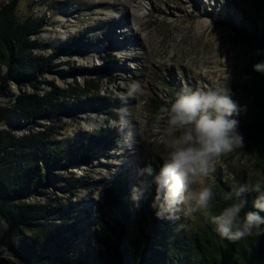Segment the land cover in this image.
<instances>
[{"label":"rangeland","instance_id":"obj_1","mask_svg":"<svg viewBox=\"0 0 264 264\" xmlns=\"http://www.w3.org/2000/svg\"><path fill=\"white\" fill-rule=\"evenodd\" d=\"M11 1L0 0V8ZM15 1L19 20H42L32 39L47 47L35 48L32 53L43 58L55 56L53 67L41 73L33 84L11 82L0 95V106H8L21 94L41 96L50 88L44 81L63 88L82 87L92 78V71L104 64L102 56L109 53L115 60L105 70L97 94L80 93V100L88 102L87 98L93 97L98 104L96 109L84 107L74 117L56 114L49 120H23L18 116L3 119H7L3 126L12 127L17 137L43 132L41 139L50 147L68 146L76 142V134L94 129L109 128L115 134L109 150L88 138L81 163L65 165L62 153L58 167H47L40 159L39 163L46 166L41 171L45 176L43 184L25 200L46 205L49 210L57 208L49 220L71 229L66 233L72 238L67 255L71 259L75 250L84 246L87 235L98 228V202L104 191L121 177L129 193L141 180L137 169H141L142 162L157 168L160 165L153 154L157 150L154 141L160 133L155 126L158 111L150 110V103H154L151 97L166 102L185 89L219 88L230 94L241 109L256 108L252 99L259 80L246 47L232 26L247 25L263 31L264 0H139L143 5L139 11L142 18L135 25L126 20V27L119 17L125 12L127 0ZM72 35L76 38L70 46L66 41ZM135 37L137 42L132 40ZM209 44L212 51L207 50ZM96 45L95 55L87 56ZM70 69L78 70L71 76L66 73ZM133 82L141 84L139 93L130 94ZM74 95L65 99L75 102ZM51 99L52 103L63 102L61 97ZM110 110L113 115L107 114ZM240 133L243 147L223 156L216 172L205 181L215 193L213 214H218L215 203L221 201L222 191L264 184V133ZM246 194L248 198L256 195ZM158 219L170 224L174 233L185 229L196 232L205 223L213 226L202 213L185 216L178 212L175 218ZM28 229L21 226L19 231L26 234Z\"/></svg>","mask_w":264,"mask_h":264},{"label":"trees","instance_id":"obj_2","mask_svg":"<svg viewBox=\"0 0 264 264\" xmlns=\"http://www.w3.org/2000/svg\"><path fill=\"white\" fill-rule=\"evenodd\" d=\"M16 7V1L12 0L0 8V95L9 88L11 82L33 84L41 73L53 67L52 59L55 56L43 58L32 53L35 48L47 47V44L32 39V35L38 33L42 20L34 17L19 20ZM232 28L237 39L246 47L250 65L259 80V88L252 99L256 108L241 109L233 118L238 121L239 132L264 133V30L249 29L247 25H233ZM75 38L74 35L68 37L67 45L72 46ZM102 57L104 64L92 71V78L86 80L82 87L63 88L44 81L50 88L41 96L34 93L21 94L12 103L9 102L8 106H0V121L11 116L23 120H49L56 114L74 117L84 107L96 109L98 104L93 97L87 98V102L80 100L79 96L86 91L90 94L99 91L98 85L105 78V70L115 62L109 53ZM77 70L70 69L66 73L74 76ZM71 94H75L76 100L69 103L65 98ZM54 96L63 98V102L52 103L51 98ZM156 98H150L154 102L150 103V110L153 108L154 112L165 104V101ZM112 113L111 110L107 111V114ZM12 129H0V212L4 218L3 239L6 247L28 264H264V226L260 230L254 229L251 236L237 242L221 238L214 226L210 227L208 223L200 226L196 232L185 229L174 233L170 224L156 216L155 186L152 185L145 192L140 206L136 207L130 198L132 191H126L121 177L100 196L98 228L87 235L84 246L76 249L70 259L67 255L72 238L66 233L71 229L49 220L50 213L57 208L49 210L46 205L27 203L25 200L42 186V179L45 178L42 168L58 167L59 154L62 153L66 159L65 165L81 163L88 138L109 150L115 134L109 128L94 129L76 134L74 145L50 147L42 141L41 131L17 137ZM42 158L46 166L39 163ZM149 166L153 174L159 168L142 162L141 169ZM143 179L151 182L152 177H141L140 182ZM229 191L221 192V201L215 203L217 213L234 202L223 199L224 193ZM254 197L248 198L245 194L247 203L242 213L252 210ZM21 226L30 230L23 234L19 231ZM0 264L18 263L0 255Z\"/></svg>","mask_w":264,"mask_h":264},{"label":"clouds","instance_id":"obj_3","mask_svg":"<svg viewBox=\"0 0 264 264\" xmlns=\"http://www.w3.org/2000/svg\"><path fill=\"white\" fill-rule=\"evenodd\" d=\"M140 91L141 84L133 82L130 94ZM240 110L231 95L219 88L185 89L175 99H168L155 116L160 135L154 141L157 150L153 154L160 165L155 174L150 166L137 169L139 177L151 176L152 180L143 179L132 189L130 198L134 205L139 207L145 192L154 185V206L159 218H175L178 212L185 216L202 213L216 233L230 242L251 236L254 229L260 230L264 226V184L241 185L225 192L224 201L234 202L213 214L215 193L205 183L223 156L243 147L238 121L233 118ZM251 192L256 193L252 210L242 213L247 203L244 195Z\"/></svg>","mask_w":264,"mask_h":264},{"label":"bare ground","instance_id":"obj_4","mask_svg":"<svg viewBox=\"0 0 264 264\" xmlns=\"http://www.w3.org/2000/svg\"><path fill=\"white\" fill-rule=\"evenodd\" d=\"M143 7L142 3L138 0H127V7L125 8V12L121 13L120 14V21H123V24L124 25L123 27H126V20L130 22V24H136L138 22H140V19L142 18V15L139 13L140 9ZM145 16V15H144ZM206 21H203V23H205ZM113 33L111 34H108L109 35H112ZM136 35L137 33H133L132 35ZM132 40H135L136 41V37L133 38ZM212 44V43H211ZM209 44L207 46V50H211L212 51V45ZM136 45L138 46V43H136ZM123 47H126V44L125 46ZM123 47H120L121 49L123 50H127V49H124ZM97 48L98 46H93L89 49V52L86 53L87 56H92V55H95V53L97 52ZM225 51V50H224ZM223 51V53H224ZM9 122V121H8Z\"/></svg>","mask_w":264,"mask_h":264},{"label":"water","instance_id":"obj_5","mask_svg":"<svg viewBox=\"0 0 264 264\" xmlns=\"http://www.w3.org/2000/svg\"><path fill=\"white\" fill-rule=\"evenodd\" d=\"M6 122H7V119L0 121V129L5 128L3 126V124L6 123ZM3 230H4V218H3V216H2V214L0 212V255L3 256V257H7V258H9L11 260H14L18 264H28L24 259L19 257L14 252L10 251L6 247V245L4 244V239H3Z\"/></svg>","mask_w":264,"mask_h":264}]
</instances>
